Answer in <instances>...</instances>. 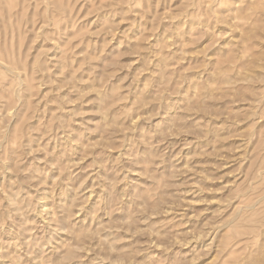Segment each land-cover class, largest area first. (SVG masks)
I'll return each instance as SVG.
<instances>
[{
    "label": "rangeland",
    "instance_id": "1",
    "mask_svg": "<svg viewBox=\"0 0 264 264\" xmlns=\"http://www.w3.org/2000/svg\"><path fill=\"white\" fill-rule=\"evenodd\" d=\"M0 264H264V0H0Z\"/></svg>",
    "mask_w": 264,
    "mask_h": 264
}]
</instances>
